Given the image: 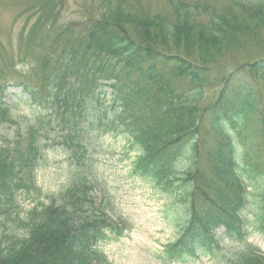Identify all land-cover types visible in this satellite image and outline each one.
<instances>
[{"label": "trees", "instance_id": "1", "mask_svg": "<svg viewBox=\"0 0 264 264\" xmlns=\"http://www.w3.org/2000/svg\"><path fill=\"white\" fill-rule=\"evenodd\" d=\"M162 1L153 12L94 0L88 20L66 24L64 0L16 1L19 62L35 71L16 85L33 115L13 119L0 81V129L17 126L0 135V264H111L98 245L129 226L84 160L107 135L135 154L131 178L180 200L181 234L161 264H264L246 245L250 232L264 237V0ZM52 127L76 165L57 195L23 213L19 199L40 196ZM9 224L23 235L8 236ZM230 242L243 248L220 260Z\"/></svg>", "mask_w": 264, "mask_h": 264}, {"label": "rangeland", "instance_id": "2", "mask_svg": "<svg viewBox=\"0 0 264 264\" xmlns=\"http://www.w3.org/2000/svg\"><path fill=\"white\" fill-rule=\"evenodd\" d=\"M16 1L0 0V81L7 86L4 97L11 108L12 117L20 123L30 119L33 108L30 107L28 97L23 94L22 88L16 83L24 82L27 77H29L28 81L32 82L34 78L31 76L35 71L31 73L32 64L29 61L19 62L18 40L25 32L26 19L23 14L25 10L23 2ZM93 1L64 0L62 20L65 24L88 20L91 8L89 5ZM140 2L153 12L159 10L164 3L162 0H140ZM30 84L34 85V83ZM16 128L17 126H5L4 129H0V135L11 133ZM49 135L51 140L43 147L44 154L40 161L42 163L36 171L35 184L40 190V196L33 192L30 198L24 196L19 199L23 213L36 203L47 202V198L57 195L66 185L67 178L76 165L62 147L55 145L61 141L57 129L52 127ZM91 147L93 149L84 159L86 165H90L85 168L89 173L96 175L101 182L99 188L107 193L115 213L129 226L120 239H109L99 243L100 251L111 264H161L158 256L164 245L174 242L181 234V229L176 228L183 223L182 210L179 208L180 200L169 201L141 180L131 178L130 166L136 157L126 144L125 137L107 135ZM254 203L255 198L251 197L249 206ZM20 217L22 218L23 214L20 213ZM5 232L8 236L21 237L24 231L9 224ZM246 245L254 246L264 253V237L256 232H250ZM242 248L243 244L236 245L232 242L225 244L220 260ZM187 264L219 263L217 260L203 258L198 262Z\"/></svg>", "mask_w": 264, "mask_h": 264}]
</instances>
